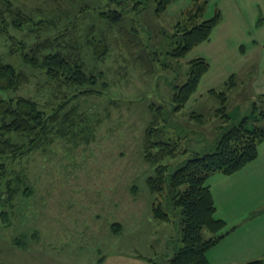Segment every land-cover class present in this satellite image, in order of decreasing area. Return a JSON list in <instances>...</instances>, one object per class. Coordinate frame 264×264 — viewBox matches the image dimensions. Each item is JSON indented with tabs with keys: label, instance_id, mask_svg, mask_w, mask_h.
Here are the masks:
<instances>
[{
	"label": "rangeland",
	"instance_id": "obj_1",
	"mask_svg": "<svg viewBox=\"0 0 264 264\" xmlns=\"http://www.w3.org/2000/svg\"><path fill=\"white\" fill-rule=\"evenodd\" d=\"M15 1L35 18L56 14L43 0ZM136 1L76 0L75 7L67 8L71 13L41 33H54L78 15L79 33L95 24L97 31L113 40L118 36L116 27L100 19L98 11L118 9L124 12L121 25L138 29L145 49L156 52L158 60L153 72L146 73L122 42L115 41L103 61L83 49L85 69L102 71L101 80L106 82L104 87L97 85L102 94L74 101L86 123L94 126V134L79 143L56 137L44 150L13 161L0 158L7 169L22 170L19 176L24 180L11 204L0 199V264H170L169 257L181 243L177 221L157 220L150 210L153 194L146 178L156 164L143 158L144 129L151 120L148 105H161L167 113L154 141L177 142L176 155L160 161L168 171L191 152L212 151L222 131L242 118L248 126L255 123L264 129V0H173L161 13H155L154 0L139 4L140 10L134 8ZM216 11L220 19L209 39L180 58L172 57L179 33L176 23L192 25ZM35 35L28 28L12 26L8 34H0V60L29 75L16 91L0 89V98L24 95L42 105L58 101L61 94L54 82L22 61L21 51L27 47L21 50L20 42L29 44ZM11 41L16 48L12 52ZM195 57H203L208 69L185 105L168 113L171 95L186 80L188 61ZM231 74L235 84L228 88ZM211 89L225 92L227 119L217 112L222 103ZM190 114L201 115L202 120ZM217 181L227 190L232 185L229 177ZM252 186L245 180L232 192L220 193L217 214L225 213L231 196L236 197L230 203L241 216L256 207L260 198L255 201ZM26 187L28 195L23 193ZM4 189L0 177V194ZM234 216H227L222 230L229 235L207 251L209 264H239L255 258L250 232L243 225L235 229L232 224L239 222L231 221ZM203 234L208 235L206 229ZM245 243L250 244L243 250Z\"/></svg>",
	"mask_w": 264,
	"mask_h": 264
},
{
	"label": "trees",
	"instance_id": "obj_2",
	"mask_svg": "<svg viewBox=\"0 0 264 264\" xmlns=\"http://www.w3.org/2000/svg\"><path fill=\"white\" fill-rule=\"evenodd\" d=\"M18 1V0H17ZM20 1V0H19ZM27 1V0H22ZM155 13L163 12L173 0H154ZM52 6L56 13L50 17L35 18L31 13L16 4L15 0H0V34H8L9 27L28 28L35 32L34 40L29 44L21 41L23 63L30 68L40 70L43 75L54 82L61 94L58 101L40 104L35 99L18 95L0 98V158L16 160L37 150H44L59 137L74 143L88 142L94 134V126L85 121V116L79 112L76 99L88 95L102 94L99 86H105L101 80L102 71H87L85 69L83 49L88 48L97 61H103L115 41L122 42L132 54V60L138 63L146 73H152L158 60L156 52H149L139 36L138 29L125 28L121 25L124 12L118 9L98 11L100 19L110 26H115L117 35L113 40L104 31H97L95 24H89L82 33L77 31L78 18L54 33H41L56 25L59 18L71 13L68 6L75 7L76 0H43ZM149 0L136 1L134 8L142 9ZM139 4H141L139 6ZM85 4L84 7H88ZM220 19L219 11L211 17L192 25L176 23L179 33L176 45L171 50V56L180 58L195 45L209 39L212 28ZM14 41L9 45L12 52ZM208 69V63L203 57H195L188 61L186 80L175 87L171 95L169 112L179 111L189 97L196 91L198 83ZM29 81V75L24 70H18L13 65L0 60V89L16 91ZM233 75L228 79V88L234 85ZM63 88H65L63 90ZM69 90V91H68ZM221 100L217 112L227 119L225 92H216ZM47 108L49 110L47 111ZM151 120L144 129L143 158L156 164L154 173L146 178V183L153 198L150 205L152 216L160 221H177L178 237L181 246L169 257L170 264H209L207 251L222 239L228 231H222L225 221L215 217V204L210 186L205 182L213 172L226 175L233 174L258 156V144L264 139V129L257 124L248 126L246 119L226 127L216 139L214 149L210 152L194 151L182 163L168 171L167 165L160 164L166 157L176 155L177 142L154 141L161 121L166 114L161 105H148ZM261 115H264L261 112ZM202 120L198 114H190ZM85 133V134H84ZM185 152V151H183ZM9 170L4 161H0V177L5 180V189L0 194L2 204L12 203V197L18 192L17 186L24 180L23 173ZM21 175V177L19 176ZM23 193L29 194L27 187ZM114 224H112L113 227ZM113 229L117 230L118 228ZM203 229L208 235L204 236ZM239 264H264V256L257 257Z\"/></svg>",
	"mask_w": 264,
	"mask_h": 264
},
{
	"label": "crops",
	"instance_id": "obj_3",
	"mask_svg": "<svg viewBox=\"0 0 264 264\" xmlns=\"http://www.w3.org/2000/svg\"><path fill=\"white\" fill-rule=\"evenodd\" d=\"M258 162L262 163L261 165H258ZM250 166L249 168H242L241 170L230 174L226 175L221 172H213L210 173L207 178H206V183L210 186L213 199H214V204H215V211L214 215L215 217L221 218L225 221V223L228 224V217L230 213L232 215H235L231 221L239 222L238 225L237 223L232 224L234 228L238 226L244 227L245 230H248L250 232L249 240L251 243V247L256 250V254H254L255 258L264 256V139L258 144V156L255 160H253L251 163H249ZM232 178V185H230V189L227 190V187H225L223 184H220L218 179L221 178ZM250 181L253 183V188L251 189L252 192L255 194V198L257 201L258 198H260L259 203L256 207L246 210L241 216V213L239 210H236V208L230 203V199H235V196H231V198L227 201L226 206L228 205V208H225V213L224 214H217V202L216 199L219 197L220 193L223 195H226V193L232 192L235 190V187L241 184L243 181ZM234 187V188H232ZM253 204V203H251ZM236 212L238 217H236ZM225 215V216H224ZM228 227V226H227ZM233 228V229H234ZM234 229V230H235ZM229 235V234H227ZM226 235V236H227ZM225 236V237H226ZM223 237V239L225 238ZM254 237V238H252ZM250 243H245L243 250L249 245ZM253 258V257H251Z\"/></svg>",
	"mask_w": 264,
	"mask_h": 264
}]
</instances>
